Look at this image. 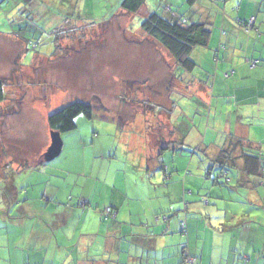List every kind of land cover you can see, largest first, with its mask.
<instances>
[{"label": "crops", "instance_id": "crops-1", "mask_svg": "<svg viewBox=\"0 0 264 264\" xmlns=\"http://www.w3.org/2000/svg\"><path fill=\"white\" fill-rule=\"evenodd\" d=\"M259 6L257 0H224L219 12L209 10L204 19L208 42L191 53L197 58L190 74L196 63L201 72L190 80L160 44L140 34L147 52L141 66L158 68L164 86L169 80L168 86L174 85L181 95L191 92L193 103L183 105V111L185 106L192 120L178 122L184 115L180 112L173 119L174 102L157 96L151 103L159 112L151 113L148 107L145 117L151 126L143 130L154 142L148 140L139 160H128L123 167L116 162V151L107 150L113 158L89 179L88 206L72 205L74 189L83 193L89 180L79 184L69 179L70 165L4 159L2 122L7 114L0 110V264H183L186 256L198 264H264L263 226L257 223L264 214V17ZM252 17L253 28L246 32L238 23ZM122 41L140 44L133 35H123ZM121 59L113 62H134ZM124 76L116 77L119 88L137 86L133 75ZM161 100L168 103V111ZM117 120L122 125L123 118ZM183 144L202 153L207 170L202 174L204 163L199 160L195 174L183 181L168 179L163 171L167 154L178 158L180 169L189 161ZM222 151L231 158L217 162ZM245 155L259 158L254 168ZM110 169L119 174L108 184L104 171ZM226 202L249 208L242 212ZM106 208L115 218L104 219Z\"/></svg>", "mask_w": 264, "mask_h": 264}, {"label": "rangeland", "instance_id": "rangeland-1", "mask_svg": "<svg viewBox=\"0 0 264 264\" xmlns=\"http://www.w3.org/2000/svg\"><path fill=\"white\" fill-rule=\"evenodd\" d=\"M122 1L0 0V82L4 84L6 96L0 110L7 114L2 122L5 129L1 144L6 148L4 159L8 163L17 164L32 158L39 160L51 143L46 117L73 102L94 106L93 117L91 120L83 116L76 118V129L60 135L61 153L49 163L70 165L69 179L79 184L96 178L100 167L106 168V160H111L114 154L107 152L110 148L116 151L118 166L123 167L128 160H139V153L145 149V144H149L148 140L150 144L154 142L151 133L147 136L143 130L151 126L145 117L148 107L153 111L151 113L159 112L154 111L157 105L151 103L157 96L169 97L174 102L173 119L180 112L184 115L177 119L178 122H185L186 118L192 120L185 114V106L183 111V105L193 103L190 90V93L181 95L174 85L168 86L169 80L164 86L163 73H159L158 68L150 71L141 66L147 52L141 38L142 35L146 38V35L140 25L150 14H158L169 21L181 19L206 24L204 19L209 10L214 7L219 12L224 0H146L137 14L122 11ZM263 2L257 0V5ZM259 8H262L260 15L264 17V6ZM123 35H133L140 44L136 47L121 45ZM120 58L124 61L133 58L134 62L130 66L125 62L123 65L113 62L116 59L120 61ZM196 58L193 55L190 60ZM200 72L201 68L196 63L194 73L182 74L190 80ZM120 74L123 77L133 75L137 86L133 89L119 88L116 77ZM145 77L148 81L144 83ZM162 101L160 103L165 110L168 103L163 105ZM129 106H134V111L129 110ZM131 111V116H127L126 113ZM118 116L123 118L122 125L119 124L122 128H119ZM135 128L140 129L136 131ZM181 146L185 159L189 161L180 169L182 164L178 158L167 154L168 166L163 169L164 177H180L183 181L192 172L196 173L195 163L199 160L204 163L202 174L205 173L208 163L201 158L202 153L192 152L186 144ZM131 149L135 150L133 154L129 152ZM177 150H174L175 154H178ZM208 153L216 154L213 151ZM173 158L176 161L171 165ZM190 160L192 166L188 168ZM105 174L109 184L111 178L119 173L110 169L105 170ZM25 177H29L28 174L20 178ZM89 183L90 180L81 194H77L78 188L74 189L76 195L71 198L72 205L88 206ZM227 204L242 212L249 208L232 202ZM257 223L263 226L261 232L264 236V214Z\"/></svg>", "mask_w": 264, "mask_h": 264}, {"label": "trees", "instance_id": "trees-1", "mask_svg": "<svg viewBox=\"0 0 264 264\" xmlns=\"http://www.w3.org/2000/svg\"><path fill=\"white\" fill-rule=\"evenodd\" d=\"M145 1L123 0L120 8L127 14H137ZM193 1L191 0V2ZM140 28L148 37L160 44L169 53L175 65L182 69V73L187 74H190L195 67L194 61L190 60L192 51L197 47H205L210 34L202 23H189L181 19L169 21L158 14L147 16L141 23ZM4 97V84L0 82V103L4 100ZM93 112L94 106L73 102L47 117L48 130L50 133L57 132L60 135L72 132L76 129L75 120L78 116L91 120ZM226 157L231 158V154H225L222 151L217 162L223 161ZM245 158H247L246 160L251 163L253 168L259 160L257 156L252 155H245ZM223 170L220 176L224 173Z\"/></svg>", "mask_w": 264, "mask_h": 264}, {"label": "water", "instance_id": "water-1", "mask_svg": "<svg viewBox=\"0 0 264 264\" xmlns=\"http://www.w3.org/2000/svg\"><path fill=\"white\" fill-rule=\"evenodd\" d=\"M51 143L47 148L46 152L40 157L39 163H48L57 158L62 149V142L60 134L57 132L50 133Z\"/></svg>", "mask_w": 264, "mask_h": 264}, {"label": "built area", "instance_id": "built-area-1", "mask_svg": "<svg viewBox=\"0 0 264 264\" xmlns=\"http://www.w3.org/2000/svg\"><path fill=\"white\" fill-rule=\"evenodd\" d=\"M254 22H255V19L252 17V18H249L248 20L244 21V22H239L238 24L246 31H251L252 28H253V25H254ZM256 63L255 62H252L251 66H254ZM82 207L85 206L84 204L81 205ZM103 217L104 219H113L115 218V214L111 211L110 208H106L104 209L103 211ZM163 220H166L165 218H163ZM181 229L182 231L185 230V225L182 224L181 225ZM183 264H198L197 261L193 258V257H190V256H186L183 260Z\"/></svg>", "mask_w": 264, "mask_h": 264}]
</instances>
